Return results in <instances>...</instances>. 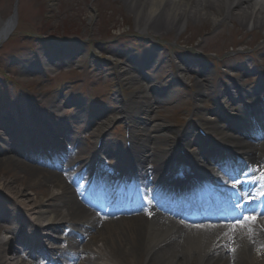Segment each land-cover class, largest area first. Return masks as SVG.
Listing matches in <instances>:
<instances>
[{
	"label": "rangeland",
	"instance_id": "1",
	"mask_svg": "<svg viewBox=\"0 0 264 264\" xmlns=\"http://www.w3.org/2000/svg\"><path fill=\"white\" fill-rule=\"evenodd\" d=\"M36 1L34 19L25 0H0V25L19 7L16 28L0 44V146L11 141L18 127L28 124L33 130L38 116L51 123L58 120L62 129L68 124L84 147L109 128L107 139L115 143L123 138V114L128 113L138 124L136 134L149 132V153L167 150L178 131L193 127L201 112H209V117L218 112V102L229 98L224 89L237 84L249 91L264 80V26L202 19L190 20L183 28L166 22L145 29L120 0ZM200 83L205 87L202 93ZM218 86L220 99L214 93ZM137 100L149 101L150 106L138 113ZM1 120L12 126L9 136ZM190 133L196 135V128ZM212 134L220 137V131ZM23 135L38 141L32 132ZM21 139L17 148L28 151ZM9 154L24 159L20 153ZM16 177L30 184L26 199L0 187V212L19 213L24 221L38 225L37 200L43 198L33 190L36 177L0 161V183H14ZM15 229L18 233L20 225ZM19 237L24 241L22 234ZM14 245L20 247L17 241Z\"/></svg>",
	"mask_w": 264,
	"mask_h": 264
},
{
	"label": "bare ground",
	"instance_id": "2",
	"mask_svg": "<svg viewBox=\"0 0 264 264\" xmlns=\"http://www.w3.org/2000/svg\"><path fill=\"white\" fill-rule=\"evenodd\" d=\"M25 1L28 9L34 13L32 17L35 19L37 1ZM120 1L127 4L135 13V20L138 27L143 26L145 29L149 25L153 26L166 22L183 28L190 20L199 21L202 19H211L215 24H223L230 20L231 22L236 21L243 25H254L260 28L264 26V0ZM18 16L19 7L10 20L11 25L13 24V30L17 25ZM6 28L5 22L0 25V43L5 36ZM180 75L183 76L182 78H186L184 71H181ZM199 88H201L200 91L202 93L205 89L204 84L200 83ZM234 88L239 89L233 90ZM157 90H160V88H157ZM223 93L229 98L223 104L219 105L220 107L217 109L219 113H213V116L209 117L207 116L210 114L209 112H201L196 119L209 124V128L214 131H217V129L222 131L224 129L222 123L225 119H221L226 117L230 129L220 132L221 137L217 139L221 146L223 148H232L235 152L241 151V155H246L247 159L251 162L264 163V138L252 137L251 139L249 135L243 133V126L240 125L239 121V117L248 112L246 105L254 106L257 109L256 117H259L261 107L258 101H253L264 96V81L252 88L250 93L245 92L242 86H231V88L224 89ZM248 96L252 98L251 101H248ZM138 98L141 99L143 96L139 95ZM244 99L247 101H244L242 106L236 108L231 107L232 104L230 101L242 102ZM131 102L129 101L130 104L133 103ZM134 105L137 106V112L139 113L141 109H148L150 103L149 101L137 100ZM151 107L153 108L152 104ZM124 118L128 119L130 127L133 128L132 131H134L135 151L133 149V163H130L129 160L131 157L130 150L124 148L116 149L111 143H105L103 145L99 150L100 155L110 154L118 162L122 160L123 163L116 164V167L123 176L129 174L142 178L144 187L148 189V193L151 194L152 201L155 204V208L150 210L149 213L142 211L141 204H138L137 207L133 205H126L125 208L124 206L120 207V215L116 216L109 215V213H116L113 207H109L106 211L108 215L103 216L82 201L85 199L84 189L81 185H74L73 183H78L79 176L77 172L84 166H78L76 171L71 169L86 151L91 152L93 150V146H77V149L68 155L71 159L68 163H65L62 172L50 170L40 164H34L26 159H16L11 156L9 152L19 151L17 150V146H15L16 139H11V142L5 141V144L0 147V154L6 153L5 156L0 158L1 162L7 165H17L22 171L27 172L30 176L36 177L37 187L33 190L36 191L37 196L43 198L37 200L39 204L36 211L37 219L44 222L49 221L52 224L56 221L67 220L66 222H69V225L66 227H74L87 240L86 242H81L75 238L73 250L75 252L80 251L78 257L74 252L78 260H73L70 256H67L61 263L70 264V262L74 261L73 264H264V217L257 218L256 224L252 225L251 239L247 235L249 229L245 226L243 228H237L230 233V244L229 237L226 235L228 226L238 223H193L168 210L169 206L163 203L168 198L166 195L170 193L164 195L161 185L157 181L148 180L147 176L154 177L158 173H161V171L167 170L173 160L178 159L174 146L179 143L178 139L180 136L177 137V140L176 137L172 138L174 145L167 148V150L159 149L156 152L155 149L153 153H149L151 145L149 132L145 134L140 132L139 135L136 134L134 129L137 128L138 124L135 119L133 117L129 119L127 115H124ZM35 120H39V118ZM40 122L42 123L43 129H45L44 133L46 135L43 140L45 145H53L54 148L67 151L65 148L67 141H69V144H75V140L70 131L67 130V127H64L62 131L51 132L43 124V121L39 120ZM1 125H3L4 131L9 136L13 129L12 126L7 120H1ZM25 128L27 127L25 126ZM191 128L193 129L190 126L188 130L179 131L178 133L184 134L180 140H183L182 145L187 148L186 155L189 156V160L194 162V168H199L201 160L209 162L212 160V157L199 149L195 152L189 150L191 144L197 145L198 148L201 146L202 149H207L206 145L204 146V143H201L199 137H195L190 133ZM15 132L13 130V133ZM34 132H38L41 135L40 128L38 129V127L34 129ZM51 133H60V137L64 138L65 142H63V139L58 140L60 146L56 147L51 137H48ZM251 135L254 136V133ZM25 139L26 136L22 138V140ZM38 150L40 149L38 148ZM93 155L99 154L95 150ZM149 163H153L154 167H149L147 165ZM253 172L258 173L256 170ZM163 175L165 176V174ZM209 175L216 178L215 173L212 171H210ZM29 186L30 184L21 177H16L14 183L10 180H5L3 184L0 183V187L11 190L15 196L19 195L18 197L23 202L26 199L23 197L27 195ZM19 187H22V189L18 190L17 188ZM44 198H47L46 206H44ZM98 206L102 207L101 204ZM135 210H138V212L132 215L127 214ZM13 215L7 211L0 212V264H39V260L33 262V258H35L34 253L36 252L29 249L25 243H20L22 245L20 249H17L13 244V240L17 238V234H15L10 224L15 221H23L21 217L18 216L19 219H16ZM208 225L214 226L211 231H201L197 227H206ZM51 229L57 233L58 237L64 231L59 225H53ZM6 231H10L13 236L6 237L3 235ZM41 235L46 236V234ZM40 240L38 236L37 243ZM229 244L231 248L235 249L234 252L229 251ZM35 250L39 253L42 251L38 247Z\"/></svg>",
	"mask_w": 264,
	"mask_h": 264
},
{
	"label": "snow or ice",
	"instance_id": "3",
	"mask_svg": "<svg viewBox=\"0 0 264 264\" xmlns=\"http://www.w3.org/2000/svg\"><path fill=\"white\" fill-rule=\"evenodd\" d=\"M257 171H258V173H259V179H260V182L264 183V169H262V170H257ZM256 222H257V218H256L255 216H252V217H249V218H245V219L243 220V222H241V223H238V224H235V225H229V226H228V232H226V235H228V237H229L230 244H231V235H230V233H231L232 231H234L235 229H237V228H243V227H245V226H247L248 229H249V231L247 232V235H248L249 238L251 239V238H252V225L256 224ZM197 227H198L199 230H201V231H205V230H207V231H211V230L213 229L214 226H212V225H208V226H206V227H205V226H197ZM230 244H229V251L234 252L235 249H234V248H231Z\"/></svg>",
	"mask_w": 264,
	"mask_h": 264
}]
</instances>
